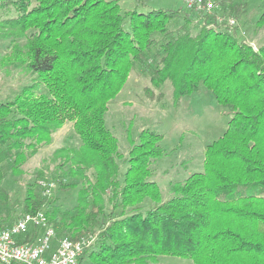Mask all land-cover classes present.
<instances>
[{"label": "trees", "instance_id": "16d2710c", "mask_svg": "<svg viewBox=\"0 0 264 264\" xmlns=\"http://www.w3.org/2000/svg\"><path fill=\"white\" fill-rule=\"evenodd\" d=\"M213 1L219 8L208 15L186 8L122 13L119 0H0V39L9 40L0 68L15 64L36 74L0 102V167L22 174L72 122L80 144L55 149L17 205L22 214L42 211L56 238L92 240L79 264H148L158 255L264 264V44L254 47L239 34L246 0ZM228 17L237 24L229 26ZM263 24L264 9L256 26ZM134 69L147 75L150 97L165 83L174 103L205 87L231 112L223 134L204 149L202 171L171 182L166 200L151 168L165 153L162 135L143 128L136 139L128 136L124 157L105 122L108 101ZM39 179L49 192L52 183L75 190L72 208L61 210L44 187L36 191ZM12 220L0 215V228Z\"/></svg>", "mask_w": 264, "mask_h": 264}, {"label": "rangeland", "instance_id": "374dc122", "mask_svg": "<svg viewBox=\"0 0 264 264\" xmlns=\"http://www.w3.org/2000/svg\"><path fill=\"white\" fill-rule=\"evenodd\" d=\"M245 13L239 21V34L256 47L264 44V24L256 26V21L264 9L262 0H246ZM121 12L136 9L148 11L153 8L184 9V0H119ZM182 23L179 17L169 23L170 28ZM124 28L129 30L128 18ZM198 28L195 27L193 33ZM158 38V36H157ZM9 40L0 39V53L8 49ZM36 80V74L27 72L23 67L12 64L0 68V102L11 100L24 85ZM150 86L147 75L139 69L130 72L119 93L107 103L105 112L106 126L118 139L119 150L126 157L130 148L128 136L136 139L143 128L152 129L162 135L161 147L165 153L152 164V179L161 190L163 200L171 197L170 183L183 180L193 172L202 171L203 152L207 144L220 137L227 127L231 112L216 102L213 94L205 87L181 97L177 103L172 100V87L165 83L150 97L146 88ZM39 92L47 89L40 86ZM80 138L75 133L72 122L65 124L52 134L49 144L43 145L22 166V174H14L10 164L1 165L0 177V215L9 214L14 222L22 215L17 205L18 199L26 194L27 183L35 179V171L48 165L49 157L59 147H76ZM128 163H120L122 174ZM43 180L39 179L36 191L43 193ZM51 192V193H50ZM50 195L56 198L55 205L69 209L75 204V190H61L52 183ZM11 221V220H10ZM11 222V223H12ZM8 224H10L8 222ZM7 224V225H8ZM92 241V240H91ZM89 240V242H91ZM195 264L191 259L173 255H158L148 264Z\"/></svg>", "mask_w": 264, "mask_h": 264}, {"label": "built area", "instance_id": "2783aa9c", "mask_svg": "<svg viewBox=\"0 0 264 264\" xmlns=\"http://www.w3.org/2000/svg\"><path fill=\"white\" fill-rule=\"evenodd\" d=\"M185 8L194 13L211 15L219 6L213 0H184ZM224 17L219 15L218 21ZM229 26L237 24L234 17L225 19ZM45 193L49 188L41 182ZM39 229L32 242L25 241L31 233ZM89 240H72L67 236L56 238L55 230L42 211L23 213L14 222L0 228V264H79Z\"/></svg>", "mask_w": 264, "mask_h": 264}]
</instances>
